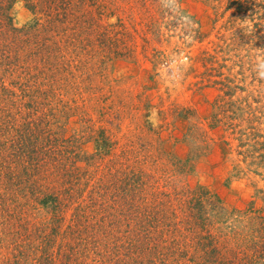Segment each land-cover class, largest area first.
<instances>
[{"label": "rangeland", "instance_id": "rangeland-1", "mask_svg": "<svg viewBox=\"0 0 264 264\" xmlns=\"http://www.w3.org/2000/svg\"><path fill=\"white\" fill-rule=\"evenodd\" d=\"M58 4L47 15L17 1L10 14L21 32L0 39L13 50L0 77L15 91L6 106L22 110L14 124L45 131L33 148L45 164L30 167L20 150L12 164L30 182L14 190L0 180V264H96L113 238L139 234L148 249L154 230L136 228L130 206L158 189L206 201L195 205V235L164 227V248L185 244L184 255L156 264H264V0ZM36 40H50L49 56L30 53ZM35 67L43 77H33ZM8 129L5 143L15 135ZM104 138L111 144L100 150L95 140ZM138 174L143 182H131ZM54 191L60 219L39 194ZM201 238L214 247L210 258Z\"/></svg>", "mask_w": 264, "mask_h": 264}, {"label": "trees", "instance_id": "trees-1", "mask_svg": "<svg viewBox=\"0 0 264 264\" xmlns=\"http://www.w3.org/2000/svg\"><path fill=\"white\" fill-rule=\"evenodd\" d=\"M17 1H24L25 5L28 8H30V10H32V13L34 14H37V11L47 14L49 9L52 8V6L56 4L57 1L58 3L60 1V4H58V6L59 5L60 7L63 6V0H0V39H1V36H3L2 39H5V37L6 39H9V37L18 38L16 34L21 32L20 29H17L14 26H12V16L10 14V11L12 10L14 4ZM38 23L39 21H37L36 19L35 23L31 26L34 27V25L35 24L38 25ZM12 41H16V40L13 39ZM33 46H34L33 52H30L33 55L34 54L36 55L42 54V55H47V56L50 55V40H36L33 43ZM12 53H13V50L7 51V49H4L3 46L0 45V67L3 66L4 61L5 62L6 61L11 62V60L14 61L12 59V55H11ZM22 61L23 63L27 62L24 60ZM22 68L23 67L21 66V69ZM35 71H36V67H35ZM43 74H44V71L41 69L39 71H36L33 77L40 78V77H43ZM27 87L28 88L22 89L23 93H25L24 94L25 97L27 96L29 98L27 101H25L27 103L24 104L25 106L24 109H28L31 112L34 107L31 104L33 103L32 102L33 100L30 99V97H33L34 89L30 85H27ZM14 97H15V91L8 88L5 85L4 80L0 77V135L4 134V133H1L3 131L2 127L12 128V129H8L7 132L11 130L13 131L15 130L14 138H11L10 139L11 141H9V143L8 142L5 143L4 141H1L0 139V180H2L3 178L2 183L5 184V187H7L6 189L11 188V189L17 190L16 188L19 187L18 185L21 184V182L29 183L31 178H33V175H31V173H24L26 175H24L23 173L19 174L17 171H14L16 168L12 164L17 159L23 158L21 156L19 157L16 151L20 150L21 153H23V155L28 156L27 158H29V160L31 161V163H29L30 167H35L36 164L39 165V164H42V162L44 165L45 157L43 155L39 156L38 154H35L34 153L35 151L33 150V148L37 149L36 146L38 145L36 144L38 142V134H41L45 131L43 132L37 131L34 128V125H32V123L28 121L26 122L24 121L25 123L21 125H17V126L16 124H14V119L16 118L17 114L18 115L22 114V110H20V106H16L15 108L16 110L14 113H12L13 106H10L12 107V109L6 106V104L11 103L10 102L11 100H14ZM11 104H14V103L12 102ZM46 135H48V137L50 136L49 130L46 131ZM95 142L96 144L98 145L100 144V146H102V147H99L100 150L108 146V144H111V143H108L109 142L108 138H104L102 141H100L99 139H96ZM15 164L17 163L15 162ZM140 174L142 175V172H140ZM140 174L137 175L139 176L138 178L137 176H135V179L132 180L131 182L136 183V181L138 182V180H141L140 182L142 183L143 176L141 178ZM60 177H66V173L61 174ZM128 180H130V178ZM132 192H133V195L136 193V191H133V190ZM39 194L42 195V200H43L42 202L45 203L46 206L50 207V209H52L54 212H56V217H59V215L62 213V210L61 212L59 210L61 209L60 205H62V200H63L60 198L59 192L57 191H54L51 193L50 192L48 193L39 192ZM146 195L149 197L147 196L143 197L141 194H135L134 196H132V197L138 196V198H141V200L143 201L140 204H136L138 206H136L132 202L133 205L131 204L130 206L131 207L130 217H131V222L134 223V226H136V228L137 226L140 229L142 228V230L145 231V233H146V229L148 230V232L151 231V229L154 230V236L155 235L156 236L152 238L153 241L150 243L151 245L147 244L148 249L142 248L143 243H144L143 241H140L141 244L138 245V240H140L139 238L141 237L140 234L137 235L138 237L137 239H133L132 242L130 239L128 243H126L123 239H122L123 241L121 240L119 243H116L118 242L117 241L118 237H115L113 238V240H115V244L112 250L110 251L111 254H108V256L106 255L105 257H101V261L100 262L98 261V263L96 262V264L106 263L107 261L110 262L111 260L113 262L117 261L118 264H144V263L145 264H152V263L156 264L157 262L166 261V259L168 260L171 258L174 259V257L177 256V254L180 257L184 255V253L181 251L182 249L181 246H183L184 248L185 244L184 245L182 243L178 244V242L173 241L170 243L169 247L167 246L166 248H164L165 245L163 244H166L165 242L166 236L163 235L162 230H164V227H166L167 230L173 227V228H176L177 231L180 232V234H183V233L193 234L194 233L195 235L197 233V231H195L196 226H198L196 225L197 223L195 221H198L202 217L199 213H197V211H201V208L196 210L195 205L200 204L203 207L205 206L203 205L206 201V199L203 197L204 195L202 194V192L201 193L199 192L198 194H196L193 191L191 192L190 191H180V192L174 193L173 195L169 192L160 191L159 189H158V193L155 191H152V192L149 191L146 193ZM205 196H207V193L205 194ZM66 201H68V199ZM175 201H176V204H173V202ZM177 203L180 204L181 207L184 206L185 210L181 209V211L183 214H186L185 216L180 217L177 214L178 211L173 206V205H177ZM201 206H198V207H201ZM0 207H1V204H0ZM74 215H75L74 220L77 223H79L80 220L83 221V219L81 218V216H79V214L75 213ZM60 218L61 217H59L58 219ZM129 223L130 221L128 222V224ZM181 229H183L184 232L181 231ZM155 231L157 233H155ZM201 240L203 241L201 243L203 245L202 246L203 249H201L203 250L202 251L203 253L201 252V254L203 255V258H205V256L210 258L214 254V250H213L214 247L212 249L209 248L207 246L208 243L205 242L206 240L201 238L200 242ZM80 244H81V241L79 242V246ZM131 245H132L133 251L131 250ZM147 250H148V253H147ZM71 255L72 256L75 255V252H73ZM221 258L218 259V262L220 261L221 264H231L230 259H225L223 257ZM144 260H147V261L145 262ZM193 260L200 261L199 264H208V263H204V261L202 262L201 260L203 259L201 257H194Z\"/></svg>", "mask_w": 264, "mask_h": 264}]
</instances>
